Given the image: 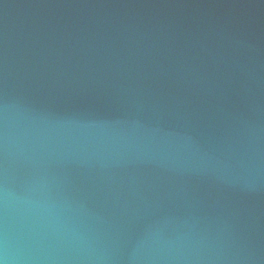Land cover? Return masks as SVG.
<instances>
[{"label": "water", "instance_id": "1", "mask_svg": "<svg viewBox=\"0 0 264 264\" xmlns=\"http://www.w3.org/2000/svg\"><path fill=\"white\" fill-rule=\"evenodd\" d=\"M0 264H264V0H0Z\"/></svg>", "mask_w": 264, "mask_h": 264}]
</instances>
